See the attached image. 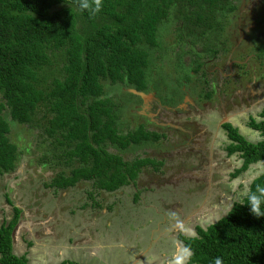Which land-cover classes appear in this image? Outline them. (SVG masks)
Instances as JSON below:
<instances>
[{"label": "trees", "instance_id": "obj_1", "mask_svg": "<svg viewBox=\"0 0 264 264\" xmlns=\"http://www.w3.org/2000/svg\"><path fill=\"white\" fill-rule=\"evenodd\" d=\"M240 2L0 0V176L20 166L13 127L37 131V162L51 175L45 184L55 189L86 180L95 192L114 191L136 185L146 166L159 170L164 162L155 157L165 134L132 126L127 108L149 90L162 97L168 87L181 98L192 89L210 100L215 90L205 67L227 60L237 38L234 21L243 17L236 15ZM256 41L255 53L263 58L264 31ZM243 55H235L234 66ZM245 75H237V92L245 81L248 95L264 93V83ZM221 126L227 155L240 158L231 175L260 162L263 170L224 216L179 239L189 250L188 264H214L217 257L222 264H264V215L249 205L264 211V104L247 123L257 140L230 120ZM126 153L135 156L128 160ZM12 210L0 224V264H29L26 254L13 251L22 209L14 204Z\"/></svg>", "mask_w": 264, "mask_h": 264}, {"label": "rangeland", "instance_id": "obj_2", "mask_svg": "<svg viewBox=\"0 0 264 264\" xmlns=\"http://www.w3.org/2000/svg\"><path fill=\"white\" fill-rule=\"evenodd\" d=\"M240 3L236 15L243 17L231 27L237 38L226 64L214 60L205 67L215 90L210 100L199 97L192 102V96L175 111L174 100H184L182 94L165 96L168 87L159 96L162 103H170L167 107L149 91L127 108L125 118L132 126L144 121L165 134L159 145L162 154L155 157L163 160L162 167L143 168L136 185L95 192L90 182L81 180L64 189L49 187L45 183L51 175L37 162V131L13 127L12 139L23 154L14 172L0 176V224L12 216L14 204L22 209L12 234L14 253L26 254L29 264H188L189 250L179 236H195L196 226L207 227L224 216L263 170L260 162L231 175L240 158L227 155L228 139L221 126L230 120L248 138L258 139L247 123L249 114L255 116L264 104V93L258 89L248 95L245 81L237 92L241 83L236 79L245 73L250 81L256 77L255 84L264 83V57L254 50L264 31V0ZM236 54H244L237 59L239 68L233 65ZM151 98L157 109L149 113L145 102ZM134 156L125 154L128 160Z\"/></svg>", "mask_w": 264, "mask_h": 264}, {"label": "flooded vegetation", "instance_id": "obj_3", "mask_svg": "<svg viewBox=\"0 0 264 264\" xmlns=\"http://www.w3.org/2000/svg\"><path fill=\"white\" fill-rule=\"evenodd\" d=\"M248 12L251 13L250 10H248ZM253 14H254V13L251 14V17H252ZM191 90H192V89L186 91V92L183 94V97H182L181 99H183L184 101H181V100H180V102H178V99H177V100H174V101H176V102H175L176 104H175V105H172L171 108L175 109V111H176L180 106H182V103H183V102H184V103L188 102L187 99H189V97H192V96H193L194 99H195V101L193 100L192 102H197L199 96H198L197 93H195V92L192 93ZM149 91H152V92H151V95H154V96L157 98V99L155 100L156 102H158V103H160V104H165L166 107L170 104V103H162L161 100L159 99V97L156 96V95L153 93V92H154L153 90H149ZM147 93H148V92H147ZM167 93H168V94L170 93L169 95H171V94H176V95H175V98H176L177 95H178L177 93H172V91H170V92H169V91H168V92L166 91L165 96H166ZM179 94H181V93H179ZM145 95H146V94H145ZM169 95H168V96H169ZM143 97H144V96H142L141 98L143 99ZM155 101H154V102H155ZM172 101H173V100H171V102H172ZM143 102H144V100H143ZM146 102H147V103H146ZM146 102H145V104H147V108H148V110H149V113H150V110H151L152 108H153V109H157L156 104L152 103V98H151V102H148V101H146ZM134 103H135V101H134ZM149 103H150V104H149ZM145 104H144V107L146 106ZM148 105H151V106H148ZM158 110H160L159 107H158ZM160 111H161V110H160ZM141 124H144L145 127H147V128H151V127L146 126V124L144 123V121L138 122V124H136V125L138 126V125H141Z\"/></svg>", "mask_w": 264, "mask_h": 264}, {"label": "clouds", "instance_id": "obj_4", "mask_svg": "<svg viewBox=\"0 0 264 264\" xmlns=\"http://www.w3.org/2000/svg\"><path fill=\"white\" fill-rule=\"evenodd\" d=\"M249 205H250L251 211L255 215L257 216L264 215V211H259L257 208L253 207L251 204ZM214 264H222L221 259L219 257L215 258Z\"/></svg>", "mask_w": 264, "mask_h": 264}, {"label": "bare ground", "instance_id": "obj_5", "mask_svg": "<svg viewBox=\"0 0 264 264\" xmlns=\"http://www.w3.org/2000/svg\"><path fill=\"white\" fill-rule=\"evenodd\" d=\"M72 114V113H71ZM87 126V125H86ZM74 161V160H73Z\"/></svg>", "mask_w": 264, "mask_h": 264}]
</instances>
